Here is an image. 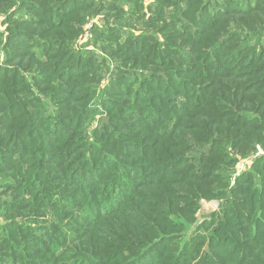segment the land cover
<instances>
[{
    "label": "trees",
    "instance_id": "trees-1",
    "mask_svg": "<svg viewBox=\"0 0 264 264\" xmlns=\"http://www.w3.org/2000/svg\"><path fill=\"white\" fill-rule=\"evenodd\" d=\"M142 1L0 0V264H264V0Z\"/></svg>",
    "mask_w": 264,
    "mask_h": 264
},
{
    "label": "rangeland",
    "instance_id": "rangeland-1",
    "mask_svg": "<svg viewBox=\"0 0 264 264\" xmlns=\"http://www.w3.org/2000/svg\"><path fill=\"white\" fill-rule=\"evenodd\" d=\"M112 0H110L111 2ZM154 0H143L142 1V5L143 8L147 7L148 5L152 4ZM125 10L128 11L129 6L125 5ZM104 15H106V13H98L97 15H92V16H88L86 18V21L82 24L83 27V32L81 34H79L74 47H75V51L76 52H80V53H84V54H92L95 55L97 54V58L98 57H109V52L102 50L96 43H95V39L97 37V31H99L100 29L107 27L108 25L111 26H116L119 29L123 30V31H130V28L128 25H114L115 20H112V24H105V18ZM148 20V19H147ZM0 30H5L3 25L0 24ZM145 31H148L147 29H145L144 26L142 25H137L136 28L132 29V35L134 36H138V35H142L145 33ZM150 31V29H149ZM161 37V36H160ZM162 40V39H161ZM95 53V54H94ZM116 69V64H114L111 60L109 61L108 67L106 69H104V77L100 82V88L99 91H105L106 89H108L111 85V81L113 79V73ZM102 101V99L99 100V103ZM102 106L99 105L98 108ZM103 107V106H102ZM102 109V108H100ZM264 156V149L260 146L257 145L255 151L249 155L247 158H240L235 166V170H234V177L233 179H235L236 177L242 175L243 173H245L246 171H248L251 166L253 165L254 161L259 158V157H263ZM220 209V202L217 200H211V201H206V200H201L200 202V210L198 211L197 217L199 219H206L209 218L213 213L218 212Z\"/></svg>",
    "mask_w": 264,
    "mask_h": 264
}]
</instances>
